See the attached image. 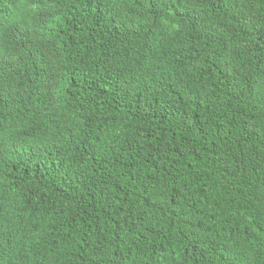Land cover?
<instances>
[{
  "label": "trees",
  "instance_id": "trees-1",
  "mask_svg": "<svg viewBox=\"0 0 264 264\" xmlns=\"http://www.w3.org/2000/svg\"><path fill=\"white\" fill-rule=\"evenodd\" d=\"M0 264H264V0H0Z\"/></svg>",
  "mask_w": 264,
  "mask_h": 264
}]
</instances>
